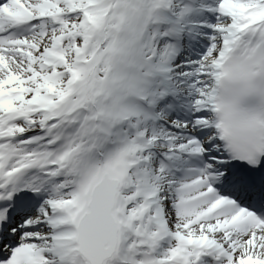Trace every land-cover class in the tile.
I'll return each mask as SVG.
<instances>
[{"label":"snow or ice","instance_id":"obj_1","mask_svg":"<svg viewBox=\"0 0 264 264\" xmlns=\"http://www.w3.org/2000/svg\"><path fill=\"white\" fill-rule=\"evenodd\" d=\"M0 264H264V0H0Z\"/></svg>","mask_w":264,"mask_h":264}]
</instances>
